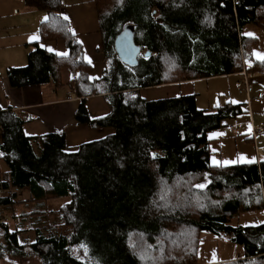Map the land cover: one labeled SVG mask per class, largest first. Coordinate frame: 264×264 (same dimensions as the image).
I'll return each instance as SVG.
<instances>
[{
  "label": "trees",
  "instance_id": "1",
  "mask_svg": "<svg viewBox=\"0 0 264 264\" xmlns=\"http://www.w3.org/2000/svg\"><path fill=\"white\" fill-rule=\"evenodd\" d=\"M23 1L48 16L42 42L61 40L70 54L58 57L36 44L26 67L8 69L10 85H59L67 68L68 87L82 99L76 120L114 133L70 153L64 133L27 136L26 120L0 109V160L9 169L0 177L8 192L0 207L15 209L27 191L33 209L14 232L0 223L7 249L18 254V234L28 223L35 235L28 246L40 264H90L72 253L82 246L94 264H199L201 234L209 232L244 250L242 258L216 264H264V222L233 224L264 214V159L234 165L211 159L209 132L240 115L242 105L198 109L194 96H141L169 83L243 71L264 76V59L248 49L261 38L245 33L253 26L264 34V0H95L107 61L100 79H92L62 0ZM130 25L143 52L137 70L115 58V39ZM95 96L109 103L107 116L88 114L85 101ZM58 199L67 202L50 221L47 205Z\"/></svg>",
  "mask_w": 264,
  "mask_h": 264
},
{
  "label": "crops",
  "instance_id": "2",
  "mask_svg": "<svg viewBox=\"0 0 264 264\" xmlns=\"http://www.w3.org/2000/svg\"><path fill=\"white\" fill-rule=\"evenodd\" d=\"M62 3V14L64 18L67 17L70 30L83 49L84 59L92 64V79L102 78L107 67V61L103 51V36L100 31L95 0H62ZM45 17L48 19L45 12L28 8L23 0H0V109L11 108L23 117L26 120L23 128L27 136L64 133L67 151L73 153L82 144L101 140L113 134L114 130L112 128L94 129L88 125L80 124L76 120V113L82 104V99L77 97L68 87L72 80V72L63 68L60 71L59 85L51 83L23 88L12 87L6 75L10 68H24L28 65L29 55L35 50L36 44H39L42 50L52 55L58 56L56 54L58 52L67 53L66 56L70 54L65 42L61 40L42 42L40 27L47 21ZM248 27L254 28L253 26ZM49 48L52 51H49ZM66 56L60 55L58 57ZM203 84L208 90L205 99H201V85ZM141 96L149 101L194 96L197 108L198 106L205 107L199 102L200 100H206L209 108H217L227 104L242 105V113L235 118V122H231L227 126L230 134L222 131L214 133L213 137H210L212 140L210 149L213 153L211 157L215 155L219 159L220 155V163H224V152H227L228 155V149H230L226 165L251 163L264 159L262 158L264 153L259 152L260 149L264 150V131L260 134L255 133V129L259 126L264 129V76L261 74L247 73L246 77L240 74L223 75L210 79L163 84L143 89ZM85 106L92 119L105 117L111 112V107L103 96L86 99ZM229 126H237V132H234ZM233 135L234 137L231 138ZM221 140L226 142L223 144ZM214 163H217L216 160L212 161V164ZM8 173V166L0 160V177ZM17 198L20 200L17 207H21V210L16 212V208L0 207V223L9 225L10 232L15 231L11 230L10 222L16 220L18 224L32 209L30 203L26 202L27 191H21ZM21 211L23 212L19 214ZM245 215L252 218L250 220L252 224L249 225H260L264 222L263 213ZM256 215L260 221L252 222V220L257 219L253 217ZM23 233L25 232L20 234ZM20 234L18 247L22 248L24 244H20ZM4 235L0 227V264H13V261H9L5 255L9 251L5 241L2 242L1 240L4 239ZM217 238L219 237L212 233L202 232L199 264L230 262L244 256L243 248L231 243V246H235L236 250L239 249L238 253L235 257L230 256L225 260L221 259L217 253L219 246L215 243ZM204 239L211 241L205 242ZM29 248L31 249L30 246ZM214 248L217 250L214 252L215 256L211 255ZM11 252L17 254L12 249Z\"/></svg>",
  "mask_w": 264,
  "mask_h": 264
},
{
  "label": "rangeland",
  "instance_id": "3",
  "mask_svg": "<svg viewBox=\"0 0 264 264\" xmlns=\"http://www.w3.org/2000/svg\"><path fill=\"white\" fill-rule=\"evenodd\" d=\"M245 33L247 35L257 36V37L261 38V40L258 43L250 44L248 49H251L253 51V53H254L253 57L254 58L259 59V60H263L264 59V38H263L264 34H263V31L258 29V28H256V27H254L252 29L250 27H246L245 28ZM135 69H137V68H135ZM201 87H202V89H201V92H202L201 99H205V96L207 95V91L208 90L206 89V86L204 84L201 85ZM199 102L202 104V106H205L203 108L198 106L199 109H207V108H209L208 107V102L206 100L205 101L204 100H200ZM204 102H206V103H204ZM231 122H235V119H226V120H224V124H223L224 126H222L219 129H216V130H213V131L209 132V137H213L214 133H218V132H222V131L224 133L230 134L227 126L229 124H231ZM233 137H234V135L231 136V138H233ZM221 141H223V140H221ZM225 142L226 141L224 140L223 144ZM226 150H227V148H226ZM229 153H230V149H228V155H227V152H224V156H223V158L225 160L224 163H220V155H219V159L215 155L213 157H211V159H212V161L216 160L217 163H214L216 165H225L226 162H227V159L229 157ZM262 158H264V155H262ZM65 202H67V199L51 200L48 203L47 211H48V213H51V214H49L50 215L49 216L50 221H53L54 219L57 218V214H56L57 209L61 205H63ZM16 209H17L16 210V212H17V211L21 210V207H16ZM22 212L23 211H21L19 214H21ZM22 215H25V214H22ZM54 217H56V218H54ZM253 217H256L257 219L256 220H252V222L260 221V218H258V215L253 216ZM251 219L252 218H250V216H248V215H242L241 217L235 219L233 221V224L234 225H237V224L249 225V224H252V223H250ZM35 220H36V218H35ZM16 225H17V221L16 220H14V222H10L11 230H17L16 229L17 228ZM28 225H29L28 223L23 224V227L25 229L23 228L22 230L25 231V233L20 234V239H21L20 244L21 245L24 244V246H22V248L19 249L18 254H16V255L13 254L11 252V250H9V249H8L9 252L5 253L6 257H8V260L9 261H13V264H17V263H19V264H40L39 263V259L35 256L33 250H31L29 248V246H28V243H30L35 237V235L33 233V230L26 231V230H28L27 229ZM26 239H29V240H27V243L25 242ZM1 240L3 242L4 239H1ZM204 240H205V242H210L211 241L210 239H204ZM215 241H216L215 243H217L218 246H219L218 252H217L218 256L221 259H223V260L227 259L230 256H234L235 257L236 254L239 251V249L236 250L235 246L234 247L231 246V243L229 242L228 239L217 238V240H215ZM215 248H216V246H215ZM215 248L213 249V251L211 253V255H213V256H215L214 252L217 251ZM85 249L86 248H84V247L73 248L72 249V253L78 259H80V260H82L84 262H89L90 264H94L95 261L89 256L88 250L86 249V251H85Z\"/></svg>",
  "mask_w": 264,
  "mask_h": 264
},
{
  "label": "water",
  "instance_id": "4",
  "mask_svg": "<svg viewBox=\"0 0 264 264\" xmlns=\"http://www.w3.org/2000/svg\"><path fill=\"white\" fill-rule=\"evenodd\" d=\"M135 27L130 25L125 27L115 39L114 48L116 58L125 66L134 69L139 66V58L143 54L142 48L136 43ZM147 51L145 57L151 56Z\"/></svg>",
  "mask_w": 264,
  "mask_h": 264
},
{
  "label": "built area",
  "instance_id": "5",
  "mask_svg": "<svg viewBox=\"0 0 264 264\" xmlns=\"http://www.w3.org/2000/svg\"><path fill=\"white\" fill-rule=\"evenodd\" d=\"M235 0H233V2H234ZM240 75H244L245 77L247 76V73L245 72V71H243L242 73H240ZM245 83H247L246 81H245ZM232 128V130L234 131V132H237V130H238V127L236 126V127H231ZM264 131V129H263V127H261V126H259V127H257L256 129H255V133L256 134H260V133H262ZM260 153H264V150L263 149H260V151H259ZM7 194H8V192H5V191H3L1 188H0V199H2L3 197H5V196H7Z\"/></svg>",
  "mask_w": 264,
  "mask_h": 264
},
{
  "label": "snow or ice",
  "instance_id": "6",
  "mask_svg": "<svg viewBox=\"0 0 264 264\" xmlns=\"http://www.w3.org/2000/svg\"><path fill=\"white\" fill-rule=\"evenodd\" d=\"M47 19V17H45V20ZM65 19H67V17H65ZM49 51H52V49L51 48H49L48 49ZM58 56H60V55H67V53H56ZM197 187H200V188H203L204 187V185H197ZM83 247V246H82ZM85 251H86V249H85Z\"/></svg>",
  "mask_w": 264,
  "mask_h": 264
}]
</instances>
